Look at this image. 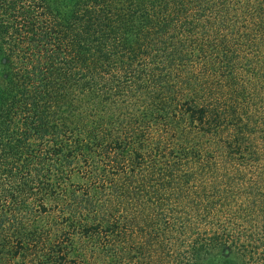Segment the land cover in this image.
I'll list each match as a JSON object with an SVG mask.
<instances>
[{
  "label": "trees",
  "instance_id": "1",
  "mask_svg": "<svg viewBox=\"0 0 264 264\" xmlns=\"http://www.w3.org/2000/svg\"><path fill=\"white\" fill-rule=\"evenodd\" d=\"M34 242L264 264V0H0V264Z\"/></svg>",
  "mask_w": 264,
  "mask_h": 264
},
{
  "label": "rangeland",
  "instance_id": "2",
  "mask_svg": "<svg viewBox=\"0 0 264 264\" xmlns=\"http://www.w3.org/2000/svg\"><path fill=\"white\" fill-rule=\"evenodd\" d=\"M44 224H48L44 229L48 230L50 223H48V221H45ZM80 245V248L82 249V244L80 243ZM41 250H43L41 242H34L31 244L24 257L18 258L16 260H11V262H8V264H47V260L44 257L45 251L43 252ZM88 260L91 261L90 258ZM77 264L83 263L78 261Z\"/></svg>",
  "mask_w": 264,
  "mask_h": 264
}]
</instances>
